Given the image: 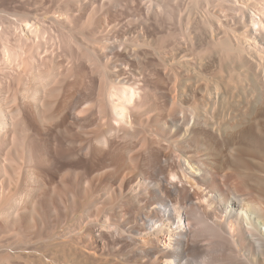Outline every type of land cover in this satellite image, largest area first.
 <instances>
[{"label":"bare ground","instance_id":"6f19581e","mask_svg":"<svg viewBox=\"0 0 264 264\" xmlns=\"http://www.w3.org/2000/svg\"><path fill=\"white\" fill-rule=\"evenodd\" d=\"M16 1L0 264H264V0Z\"/></svg>","mask_w":264,"mask_h":264},{"label":"rangeland","instance_id":"374dc122","mask_svg":"<svg viewBox=\"0 0 264 264\" xmlns=\"http://www.w3.org/2000/svg\"><path fill=\"white\" fill-rule=\"evenodd\" d=\"M15 1V2H14ZM18 2L16 1V0H0V7L1 8H5V7H2V6H6V8H13L14 6L15 7H18ZM14 7V8H15ZM3 89H4V87H3ZM4 195H7V192L6 191H4ZM1 199V198H0ZM4 199H5V197H4ZM4 203V200H0V205L1 204H3ZM80 204H78L76 207H75V205H71L70 206V208H69V212H67V215H66V217L65 218H63V219H61V221L56 225L57 227V229L58 230H61V229H64L65 227L67 228V227H73L74 226V224L76 223V221H77V219L80 217V215L82 214V209H83V206H79ZM73 206V207H72ZM75 207V208H74ZM73 208L75 209V210H73ZM77 208V209H76ZM81 208V209H80ZM72 211H73V213H72ZM81 213V214H80ZM67 218V219H66ZM118 218V217H117ZM122 218H126V216L125 217H122ZM66 220V221H65ZM65 221V222H64ZM60 226H62V227H60ZM61 228V229H60ZM17 230V229H16ZM13 233V234H12ZM16 237H15V236ZM17 238V239H16ZM19 237L17 236V234H14V232H8V233H3L1 236H0V240H2V242L4 243V246L6 245V247L8 248V247H10V248H8L9 249V251L10 252H12V251H14V250H16V249H18L19 248V242H17V240H19L18 239ZM15 241V242H14ZM34 241V240H33ZM36 242V240L32 243V244H34ZM7 249V250H8ZM12 251H11V250ZM0 258H2V256H0ZM106 258H108V260H112L113 261V263H118L119 261L118 260H116L115 259V257H113V256H109V257H106ZM19 261V264H24V262L22 261V260H18ZM21 261V262H20ZM33 264H35V262H32ZM31 263V264H32ZM36 264H40L39 262H36ZM119 264V263H118Z\"/></svg>","mask_w":264,"mask_h":264}]
</instances>
